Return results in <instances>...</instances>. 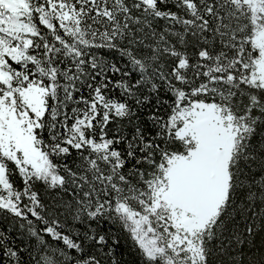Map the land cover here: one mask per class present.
I'll list each match as a JSON object with an SVG mask.
<instances>
[{"label": "snow or ice", "instance_id": "snow-or-ice-1", "mask_svg": "<svg viewBox=\"0 0 264 264\" xmlns=\"http://www.w3.org/2000/svg\"><path fill=\"white\" fill-rule=\"evenodd\" d=\"M0 225V264H264V0H0Z\"/></svg>", "mask_w": 264, "mask_h": 264}, {"label": "trees", "instance_id": "trees-1", "mask_svg": "<svg viewBox=\"0 0 264 264\" xmlns=\"http://www.w3.org/2000/svg\"><path fill=\"white\" fill-rule=\"evenodd\" d=\"M0 226H2V225H0ZM15 234V233H14ZM19 242V241H18ZM125 247H127V246H125ZM125 258L126 259H130L131 257H129L128 255H127V253H125Z\"/></svg>", "mask_w": 264, "mask_h": 264}]
</instances>
